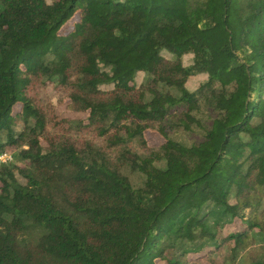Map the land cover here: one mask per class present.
Segmentation results:
<instances>
[{"label":"trees","instance_id":"1","mask_svg":"<svg viewBox=\"0 0 264 264\" xmlns=\"http://www.w3.org/2000/svg\"><path fill=\"white\" fill-rule=\"evenodd\" d=\"M8 147L0 264H264V0H0Z\"/></svg>","mask_w":264,"mask_h":264},{"label":"rangeland","instance_id":"2","mask_svg":"<svg viewBox=\"0 0 264 264\" xmlns=\"http://www.w3.org/2000/svg\"><path fill=\"white\" fill-rule=\"evenodd\" d=\"M182 60H183V63L185 65L191 63L192 54L191 53L184 54L182 57ZM206 77H207L206 73H197L194 75H190L188 77V79L186 80L185 85L187 86L188 89L192 90L195 87H197L199 82L206 79ZM144 78H145V73L143 71H139L135 77L136 83H139L140 81L144 80ZM42 97L51 100L53 103H58V99H57L58 94H57L56 90L52 87H47V89L45 91H42ZM57 112H58L59 116H62V117H64V116L75 117V116H83L84 115L82 112H73V111L69 110L67 107H65V103H60V102L57 105ZM13 127L15 130H19L22 127V119L19 118L18 120H16ZM202 134H203V128L197 127V126H193V128L189 129V130H187V129H173L171 131L172 137H174L175 139L180 140L184 143H187V144H189V143H191L197 139H200L202 137ZM146 139H147L146 140L147 144L150 146H153V147L158 146L163 140L162 136L158 132H155V131L146 132ZM134 144H135L134 145L135 147L138 146V143H134ZM14 150H15L14 147H8V148H6L5 151H3V152H5V155H3V158L6 159L7 162H9L13 159ZM138 151L140 152V149H138ZM3 152H1V153H3ZM17 176L21 180H23L19 174ZM130 178L134 184H137L142 180L143 175L141 173L134 172V173L130 174ZM25 237H27V236H25ZM198 264H204V263L199 261Z\"/></svg>","mask_w":264,"mask_h":264},{"label":"built area","instance_id":"3","mask_svg":"<svg viewBox=\"0 0 264 264\" xmlns=\"http://www.w3.org/2000/svg\"><path fill=\"white\" fill-rule=\"evenodd\" d=\"M3 155H5V152L0 153V163L5 162L6 159L3 158ZM2 159V160H1Z\"/></svg>","mask_w":264,"mask_h":264}]
</instances>
